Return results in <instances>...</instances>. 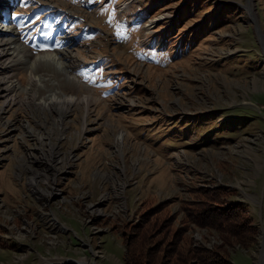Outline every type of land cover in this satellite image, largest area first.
I'll return each mask as SVG.
<instances>
[{"label": "rangeland", "instance_id": "374dc122", "mask_svg": "<svg viewBox=\"0 0 264 264\" xmlns=\"http://www.w3.org/2000/svg\"><path fill=\"white\" fill-rule=\"evenodd\" d=\"M14 15L25 54L59 52L79 85L40 67L58 83L0 103V264H132L131 239L152 209L150 254L168 264L174 241L208 254L222 234L186 225L183 201L223 186L259 226L252 246H228L232 264H259L264 0H24ZM51 90L92 98L60 119L37 99Z\"/></svg>", "mask_w": 264, "mask_h": 264}, {"label": "trees", "instance_id": "16d2710c", "mask_svg": "<svg viewBox=\"0 0 264 264\" xmlns=\"http://www.w3.org/2000/svg\"><path fill=\"white\" fill-rule=\"evenodd\" d=\"M195 192L194 199L183 201L182 210L187 217L185 224L218 229L222 234L223 244L216 246L217 249L207 254L203 250H191L190 244L187 247L185 242L180 244L174 241L173 244L168 245L169 242L166 249L173 246L176 253L168 264H189L196 257L202 264H232L228 246H233L234 243L252 246L256 241L259 226L254 224L255 219L245 202L234 203L226 197L230 192L227 187L214 189L203 187L196 189ZM155 211L156 209H152L148 212L146 219L136 227L137 236L132 237L128 249V258L132 264H164L167 260L164 253L161 256L158 252L150 254L155 248L153 244L146 246L152 235L150 223L154 220ZM149 217L150 219L147 220ZM155 220L156 223L152 224L153 230H157L163 224V221L157 218ZM173 235L181 239L184 232L181 230L180 233L174 232Z\"/></svg>", "mask_w": 264, "mask_h": 264}, {"label": "bare ground", "instance_id": "6f19581e", "mask_svg": "<svg viewBox=\"0 0 264 264\" xmlns=\"http://www.w3.org/2000/svg\"><path fill=\"white\" fill-rule=\"evenodd\" d=\"M11 29L12 28L9 25H6V28H2L5 33L1 34L0 36V103L4 102V105H8L21 101L22 99L20 97V93H18L19 90L21 91V88L23 89V91L21 92L25 91L28 94L26 98H29V96H31V93H36L35 86L33 85V83L38 86H42L41 83H44V86L56 85L58 83L55 81L54 77L51 76V74H47L46 77H44V75L42 74H37L35 72V69L40 67H55L52 70L61 74L66 82H69L74 85H79V79L76 76L75 72L71 71L68 68V63L64 61L61 55H59V52L49 50L44 53L34 55L33 58H30L28 54H25V44L17 40L16 30L14 31ZM23 64L29 65V71L27 72L29 74L28 82L27 85L24 87L22 86L23 84L18 73L20 68H23L20 67L21 65L23 66ZM60 66H63V68H59ZM17 76L19 81L16 83L15 78H17ZM34 97L36 98V94ZM78 97L79 96L77 94H65L62 90H51L46 94V96L37 99L39 100L38 102L42 105L40 107L41 109H47L49 107H52L58 112V115H60L61 119L65 116L67 112L72 110L74 105L80 103ZM90 97L91 96L85 94L79 98L89 102L92 98ZM23 101H25L24 97ZM34 101L35 100L33 99V102ZM122 136V133H120V135L118 136V140H120ZM261 254L262 256L259 260V264H264V244ZM80 263L88 264V262L84 260H80L79 264Z\"/></svg>", "mask_w": 264, "mask_h": 264}, {"label": "snow or ice", "instance_id": "6c2138e0", "mask_svg": "<svg viewBox=\"0 0 264 264\" xmlns=\"http://www.w3.org/2000/svg\"><path fill=\"white\" fill-rule=\"evenodd\" d=\"M82 75H85V79H86L87 82H93V81L87 76V74H83V73H82Z\"/></svg>", "mask_w": 264, "mask_h": 264}, {"label": "water", "instance_id": "95a60500", "mask_svg": "<svg viewBox=\"0 0 264 264\" xmlns=\"http://www.w3.org/2000/svg\"><path fill=\"white\" fill-rule=\"evenodd\" d=\"M78 264V263H76V262H70V261H67L65 264ZM81 264V263H80Z\"/></svg>", "mask_w": 264, "mask_h": 264}]
</instances>
